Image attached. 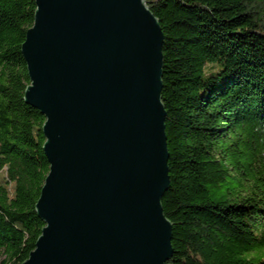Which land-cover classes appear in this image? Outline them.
Masks as SVG:
<instances>
[{
  "label": "trees",
  "instance_id": "trees-1",
  "mask_svg": "<svg viewBox=\"0 0 264 264\" xmlns=\"http://www.w3.org/2000/svg\"><path fill=\"white\" fill-rule=\"evenodd\" d=\"M145 1L164 33L167 264H264V0ZM35 11L0 0V170L15 184H0V264L24 262L45 226L46 117L24 99Z\"/></svg>",
  "mask_w": 264,
  "mask_h": 264
},
{
  "label": "water",
  "instance_id": "water-1",
  "mask_svg": "<svg viewBox=\"0 0 264 264\" xmlns=\"http://www.w3.org/2000/svg\"><path fill=\"white\" fill-rule=\"evenodd\" d=\"M164 33L145 0H36L26 103L46 117L44 221L21 264H167Z\"/></svg>",
  "mask_w": 264,
  "mask_h": 264
},
{
  "label": "rangeland",
  "instance_id": "rangeland-1",
  "mask_svg": "<svg viewBox=\"0 0 264 264\" xmlns=\"http://www.w3.org/2000/svg\"><path fill=\"white\" fill-rule=\"evenodd\" d=\"M0 184L6 185L8 190H9L10 195L11 196L14 195L15 184L11 183V182H8L7 173H6V167L3 170H0Z\"/></svg>",
  "mask_w": 264,
  "mask_h": 264
}]
</instances>
